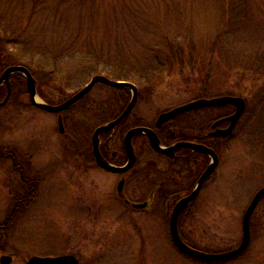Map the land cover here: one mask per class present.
<instances>
[{
    "label": "rangeland",
    "instance_id": "1",
    "mask_svg": "<svg viewBox=\"0 0 264 264\" xmlns=\"http://www.w3.org/2000/svg\"><path fill=\"white\" fill-rule=\"evenodd\" d=\"M0 16L5 28L24 32L14 50L1 53L0 76L14 65L17 50L49 61L62 55L60 49L106 51L115 54L103 62L126 67L146 64L142 54L148 46L160 41L169 49L176 42L180 63L151 75L141 86L135 115L154 121L163 110L201 98V88L209 89L208 98H244L247 106L234 134L215 139L220 164L182 225L186 242L200 250L217 253L240 245L244 213L264 186V0H0ZM28 37L27 46L23 41ZM58 61L77 65L75 59ZM37 65L33 74L49 86L43 90L54 100L69 97L90 80L77 70L52 75ZM206 74L207 86L202 84ZM16 90L0 108V147L11 154L0 158V224L22 200L0 250V256H14L11 264L67 254L81 264H264V198L252 216L249 249L223 262L192 259L173 243L169 221L158 224L154 216H130L117 206L116 177L77 162L79 153L69 135L60 132L57 116L30 105L25 79L16 82ZM118 94L98 84L85 98L86 105L95 101L105 110L85 109L81 118L93 129L109 120L121 106L115 102L112 108ZM232 111L190 112L180 117V124L209 129L215 118ZM110 146L118 147L115 137ZM147 156L161 167L159 155L148 151ZM13 157L26 179L40 180L36 194L28 197L29 186ZM200 168L196 165L192 175ZM160 169L154 166L146 179L129 176L126 190L134 200L146 197L154 178H161Z\"/></svg>",
    "mask_w": 264,
    "mask_h": 264
},
{
    "label": "flooded vegetation",
    "instance_id": "2",
    "mask_svg": "<svg viewBox=\"0 0 264 264\" xmlns=\"http://www.w3.org/2000/svg\"><path fill=\"white\" fill-rule=\"evenodd\" d=\"M45 86H43L40 80L37 79L38 96L41 100L51 105L62 104L73 95L72 94L64 99L54 100L53 98L47 95L45 90H43L44 88H46ZM47 87L49 88V86ZM126 89L127 91L117 89L119 91L118 97L112 101V108L114 107L115 102L121 104L120 108H118L119 110L113 115L112 118L105 122H102L94 129L92 128V126H88L85 120L81 118L82 111H84L85 109L92 110L94 112L100 110L99 113L102 111L104 112L105 110L103 109V107L101 108V105L98 102L95 101H92L86 105L87 102L85 98L91 93L92 90L87 93L83 98L73 103L68 109L60 113H51L37 106H35V108L39 112L45 111L57 116L58 124L60 123V119H62L63 126L65 128V132L62 134L69 135L70 141L73 143L72 145L74 149H76V151H78L77 153L80 154L75 156L77 158V162L82 160L85 166H87V168H97L116 177L118 181V186L117 193L115 195L121 202L119 205H117L118 207H122L130 216L136 214L154 216L157 218L156 222L158 224H166V222H170V217L176 205L180 203L182 198L191 194L200 176L211 162V156L208 153L194 150L193 148L186 146L185 143L204 145L205 147L215 151L218 154L220 160V153L217 149V146L214 144L215 139L231 137L236 131L237 125L240 120L236 124V127L234 128V131L231 135L225 136L222 134H217L218 129H226L230 125V121L224 119H226V117H228L229 115L233 114L236 107L235 105L229 104L226 106L212 108L219 110L225 108H232L233 111L228 115H223L218 118H215L213 123L210 125L209 129L196 128L194 126L180 124V117L186 113L211 108H201L191 110L182 114L179 113L176 116L168 118L164 122L158 124V120L163 113H168L180 107V105L168 110L161 111L154 121L146 120L144 116H137L135 115L136 105L138 104V101L141 100L143 94L142 87L138 86V98L131 112L112 130L104 132L98 137L100 142L99 150L102 156V160L105 163L118 168H124L128 166L130 158L126 150L125 137L130 130L135 128H146L153 131L159 139V145L165 149H169L172 154L162 153L154 149L151 144V139L149 135L145 132H141L135 135L132 140V145L135 153V160L132 166L125 171H111L100 165L96 160V157L94 155V134L99 127L116 120L126 110L132 98V91L129 88ZM43 93L46 95L45 97L42 95ZM67 121H70L72 124V126L70 125L71 127L69 129L65 126ZM218 121H221L220 124L216 128H213V125ZM113 137L117 139L118 147L112 150L110 142ZM148 151H153L157 155H159L158 157L162 161L161 167H158L156 164H152V158H149L147 156ZM205 162H207L206 166L200 172L199 169L196 170V173L192 175V171L194 172L195 166H202ZM154 166L157 169L161 168L160 170L163 173L161 178H154V184L150 187L149 191L146 194V197L142 201L134 200L129 194V192H127L126 190V185L129 176H131L132 174L135 176L141 175L143 178L146 179L147 177L151 176ZM210 178L205 181L203 187L209 182ZM122 181L123 189L122 191H120L119 185ZM195 201L189 204L187 208L180 214L179 217L180 235L185 242L186 238L182 233L184 216L186 215V213L193 209ZM143 203H145V205L142 208H137L135 206V204ZM5 233L6 232L4 230L0 229L1 244L5 237ZM250 245L247 249L250 248ZM11 256L14 259V256Z\"/></svg>",
    "mask_w": 264,
    "mask_h": 264
},
{
    "label": "water",
    "instance_id": "3",
    "mask_svg": "<svg viewBox=\"0 0 264 264\" xmlns=\"http://www.w3.org/2000/svg\"><path fill=\"white\" fill-rule=\"evenodd\" d=\"M14 73H21L25 77L31 104H33L34 106L40 107L48 112H53V113H60L68 109L73 103L80 100L88 92H90V90L98 83L111 86V87H116V88H129L132 91V99L129 105L127 106L126 110L122 113V115L116 120L99 127L95 131L94 155L96 157L97 162L103 167L111 171H115V172L128 170L132 166L135 160V153H134V149L132 145L133 137L141 132H145L149 135L151 139V144L154 149L162 153L172 154L169 149H165L159 145L160 144L159 139L153 131L146 129V128H135V129L130 130L125 137L126 150L130 158V162L128 166L124 168H118V167L111 166L102 160V156L99 150L100 142L98 140V137L100 134L104 132H108L111 129H113L115 126H117L131 112L138 98V88L134 83L129 82V81H123V80L122 81L113 80L105 75H95L91 78L90 82L84 88L76 92L72 97L67 99L65 102L59 105H51V104H47L41 101L40 98L38 97L36 79L34 78L30 69L24 65H12L8 67L0 76V87L3 85L8 86V94L6 98L4 99V101L0 102V107L4 106L10 97V94H11L10 79ZM227 104H234L237 109L234 114L224 119V120H228L231 122L230 126L227 129H218L217 134L230 135L232 134L238 120L240 119V117L242 116V114L244 113L246 109L245 99L239 96L225 95V96H220V97H215V98L197 99L188 104L182 105L168 113H163L158 120V124L164 122L168 118L176 116L179 113L181 114V113H184L190 110H195V109H200V108H205V107L224 106ZM220 122L221 121L216 122L213 125V128H216L220 124ZM59 124H60L61 132H64L65 129L63 126L62 119H60ZM185 145L193 148L194 150L208 153L211 156V163L209 164V166L206 168V170L203 172V174L199 178L197 185L195 189L191 192V194L182 198L180 203H178L175 209L173 210L171 219H170V231H171L172 238L176 246L184 254L192 258L201 260V261L219 262V261H225V260L234 258L240 255L241 253H243L250 244V241H251L250 220L260 200L264 196V186L255 194L250 205L245 211V214L243 216V237H242V241L240 245L237 248L232 249L227 252H223V253H208V252H203V251L193 248L192 246L188 245L180 235V231L178 227L179 216L187 208L189 204H191L192 202L196 200V198L200 194V191L202 189L204 182L216 170L219 164V156L215 151L201 144L185 143ZM122 189H123V181L119 185V190L122 191ZM144 205L145 203L135 204L137 208H142ZM12 259L13 258L10 255H2L0 258V264H11ZM27 264H80V262L74 255L45 256V257L33 256L27 261Z\"/></svg>",
    "mask_w": 264,
    "mask_h": 264
},
{
    "label": "trees",
    "instance_id": "4",
    "mask_svg": "<svg viewBox=\"0 0 264 264\" xmlns=\"http://www.w3.org/2000/svg\"><path fill=\"white\" fill-rule=\"evenodd\" d=\"M24 32L23 30H9L5 28L4 25V19L0 16V57L2 56L1 53L6 54L7 50L10 48L11 50H14V45L18 44L20 40L23 39ZM29 37L24 38V43L28 46L29 44ZM160 42V41H159ZM148 46L146 48V51H144L143 58H146L145 62L146 64L140 65V66H121V65H111L108 63H105L103 61H108L113 58V54L110 52H92L89 50L77 52L74 49L71 50H62L60 49V54L57 55L54 61L49 60H38L36 59V56L33 54H21L18 50L14 53L15 60L11 61L12 64H21L29 67L33 73V66L34 64H38L36 67L42 68L44 71H49L52 75H55L54 73H59L61 75L66 74L64 71L69 70H77L78 75L81 77H92L94 75L98 74H104L108 77H111L116 80H128L136 83L138 86H145L149 83L151 75H156L159 72H162L167 66H170L174 63H180V51L177 50V46L175 43H172L171 46H169V49H164L161 47L160 43ZM169 40L164 39V43H168ZM162 44V43H161ZM171 44V43H170ZM174 44V45H173ZM177 44V43H176ZM44 50V49H42ZM4 58V57H1ZM64 58H70L77 60V65L73 68L70 65H61L58 64V60L64 59ZM210 63V62H209ZM188 64H192V61H189ZM184 65V64H183ZM141 67V68H140ZM139 68V69H138ZM53 72V73H52ZM210 74H206V78L203 79L202 84L207 86L209 84L208 77ZM24 80V77L20 73H15L12 75L11 78V87H12V96H16L17 90H16V82ZM203 86V85H202ZM81 86H78L77 88H80ZM119 90V89H118ZM120 90L127 91V89L122 88ZM7 87L2 86L0 87V101L4 99V97L7 94ZM27 93V92H26ZM199 97H208L210 94L209 89H203L201 88L198 91ZM44 97L46 96L44 93L42 94ZM11 96V97H12ZM48 98V97H47ZM49 99V98H48ZM31 105V104H30ZM11 154L4 153L0 147V158H11ZM14 159V167L21 176L24 178V182L28 184V191L27 195L28 197L31 195H34L37 193L39 188V181L40 180H28L25 177V172L18 166L17 161ZM206 163L204 165L200 166L199 172L206 166ZM24 200V199H23ZM22 201V200H21ZM21 201H17V208L14 214L19 212L20 203ZM14 214L6 221L0 224V229L4 230L5 232L9 230L11 218H13ZM1 235V234H0ZM3 249V245L0 243V250Z\"/></svg>",
    "mask_w": 264,
    "mask_h": 264
}]
</instances>
